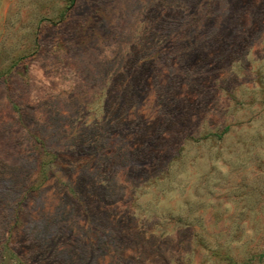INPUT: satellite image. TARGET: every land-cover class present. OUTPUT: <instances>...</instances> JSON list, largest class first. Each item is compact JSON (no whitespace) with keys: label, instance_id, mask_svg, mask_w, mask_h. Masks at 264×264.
<instances>
[{"label":"rangeland","instance_id":"obj_1","mask_svg":"<svg viewBox=\"0 0 264 264\" xmlns=\"http://www.w3.org/2000/svg\"><path fill=\"white\" fill-rule=\"evenodd\" d=\"M0 264H264V0H0Z\"/></svg>","mask_w":264,"mask_h":264}]
</instances>
